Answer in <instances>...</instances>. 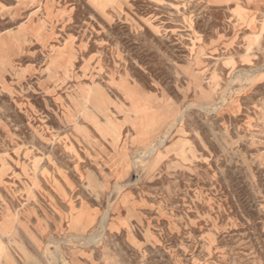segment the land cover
<instances>
[{
    "label": "rangeland",
    "instance_id": "374dc122",
    "mask_svg": "<svg viewBox=\"0 0 264 264\" xmlns=\"http://www.w3.org/2000/svg\"><path fill=\"white\" fill-rule=\"evenodd\" d=\"M0 264H264V0H0Z\"/></svg>",
    "mask_w": 264,
    "mask_h": 264
}]
</instances>
